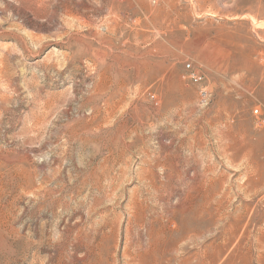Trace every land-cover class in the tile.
I'll return each mask as SVG.
<instances>
[{"label":"rangeland","instance_id":"rangeland-1","mask_svg":"<svg viewBox=\"0 0 264 264\" xmlns=\"http://www.w3.org/2000/svg\"><path fill=\"white\" fill-rule=\"evenodd\" d=\"M0 264H264V0H0Z\"/></svg>","mask_w":264,"mask_h":264},{"label":"built area","instance_id":"built-area-1","mask_svg":"<svg viewBox=\"0 0 264 264\" xmlns=\"http://www.w3.org/2000/svg\"><path fill=\"white\" fill-rule=\"evenodd\" d=\"M188 68L190 69L191 67L188 65ZM192 79L196 82V83H200L203 81V77L200 76L198 73H193L192 74Z\"/></svg>","mask_w":264,"mask_h":264},{"label":"bare ground","instance_id":"bare-ground-1","mask_svg":"<svg viewBox=\"0 0 264 264\" xmlns=\"http://www.w3.org/2000/svg\"><path fill=\"white\" fill-rule=\"evenodd\" d=\"M208 194H209V193H208ZM202 196H203V195H202ZM204 196H205V195H204ZM203 199H206V198L203 197ZM208 200H210L209 197H208L207 201H208ZM205 201H206V200H205ZM206 203H207V202H206ZM204 206H205V204H204ZM206 207H207V206H206ZM202 211H203V210H202ZM233 216H234V215H233ZM230 217H231V216H230ZM143 218H144V217H143ZM232 218H233V217H232ZM234 221H235V220H234ZM234 221H233V222H232V221L230 222L231 227H234V226L237 227V226H238V224H237V225H234ZM231 229H232V228H231ZM234 235H235V234H234ZM220 251H222V250H220ZM217 253H218V252H217ZM220 254H221V253H220ZM216 256H217V255H216Z\"/></svg>","mask_w":264,"mask_h":264}]
</instances>
